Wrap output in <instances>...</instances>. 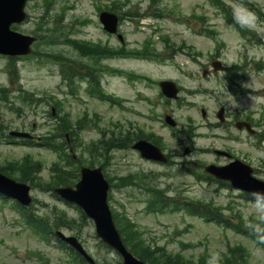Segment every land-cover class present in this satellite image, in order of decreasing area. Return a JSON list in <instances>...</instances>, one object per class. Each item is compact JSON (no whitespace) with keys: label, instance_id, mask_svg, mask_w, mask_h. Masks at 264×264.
Masks as SVG:
<instances>
[{"label":"rangeland","instance_id":"374dc122","mask_svg":"<svg viewBox=\"0 0 264 264\" xmlns=\"http://www.w3.org/2000/svg\"><path fill=\"white\" fill-rule=\"evenodd\" d=\"M98 1L101 4V1ZM104 1L106 0H102ZM130 1L142 10L152 2V0ZM154 1L161 2V0ZM224 1L233 6L234 16L254 24L255 26L250 29L257 33L259 39H264V23L255 12L243 8L235 0ZM50 3L48 9L44 6L43 0H29L27 7L30 13L29 19L14 25L15 30L37 36L33 49L46 52V57L34 56L33 52L28 56H19L16 60V68L9 66L10 57L0 55V88L9 89L12 99L19 96V90L16 89H23L29 93H36V97L43 102L33 107L23 105L19 114L8 110L3 104L0 108V120L4 119L5 123L3 125L11 124L13 128L27 127V130L33 129L36 134L45 137L53 131L58 116H67L75 123L87 113L91 119L97 117V126L106 129L107 139L115 137L118 142L127 138L128 131H138L139 128L145 133L154 131L164 138L165 151L173 155L172 160L176 165H161L146 161L132 149L131 145L128 148H115L110 156L102 155L99 151L92 160L105 162L106 170L111 177L139 174L142 176L138 178L139 182L147 187L165 188L171 196L180 200L195 202L213 200L222 206L230 205L232 209L225 208L224 211L226 216L232 217V220H239L236 215L239 212L242 213L246 224H250L252 218L264 217V205L246 200L240 195L241 192L216 183L207 184L198 181L187 171L178 170L182 161L190 163L188 165L190 168H196L201 163L214 162L215 154L211 153L210 149L216 147L229 150L233 155L232 159L238 157L253 166L255 176L264 180V140L260 139L264 134L261 114L264 111V75L253 71L252 66H249L250 61L241 62L244 43L237 38L233 27L227 24L223 14L208 0H162L161 6L166 7L167 10L159 21V28L163 30L159 36L163 34L171 37L169 52L172 58L161 64L153 60L117 57L103 61V65L147 75L157 81L174 80L184 87L181 100H173L165 105L166 100L162 98L161 103L162 100L158 97L160 91L158 86L150 87L147 81L141 80H133L134 84L131 85L118 74L103 73L101 75L103 89L123 99L128 108L124 105H122L124 108H121L120 105L91 97L85 87L88 84L86 80H77L79 88L75 95H71L69 88L62 84L61 61H57L60 59L56 57L61 55L62 59L66 57L68 58L65 60L73 59L78 71H85L82 67L86 62L89 63L80 51L67 44L66 36L94 43H107L113 47L121 46V42L116 37L108 36L102 30L99 17L96 15L97 5L93 4V0H51ZM109 3L111 4V1ZM250 3L259 6L264 13V0H250ZM120 6V3L117 4V8ZM195 13L202 16L197 19V29L215 30L218 34L217 39L223 43L219 48L221 60L227 65L238 63L245 68L249 66L248 76L243 85L252 87L251 91L261 92L253 95L248 92L233 94L224 86V74L202 76V66L204 68V65L210 64L216 40L205 34L192 32L185 25L174 22V19L179 18V14L183 21H190ZM40 25L43 28H40ZM122 32L127 44L126 49L131 50L141 48L143 39L151 35V30L148 28L134 32L133 22L129 19L122 21ZM152 39L156 42L158 50L162 51L161 39L157 35ZM183 43L192 48L180 49ZM246 56L248 59L262 58L264 47L251 45ZM189 89L198 90L199 93L191 95L187 92ZM206 90L208 92H205ZM146 97H150L153 103L146 100ZM59 100L62 101L60 111L55 104ZM15 101L16 106H19L20 100L16 98ZM189 103H194L196 106L192 107ZM219 103L220 105L224 103L230 115L222 128L211 129L208 124L218 121L215 111ZM200 105L208 112L205 118L201 115ZM53 106L56 107L55 116L52 114ZM163 112L172 114L179 123L178 128H186L190 135L195 132L191 130V125L187 127V124L197 126V136L188 140L183 134L172 131L162 122ZM248 116L258 125L260 124L259 135H252L236 127V117L239 118L238 121H248L246 119ZM34 124L36 127L33 128ZM87 124L80 132L79 138L71 139L69 135L70 143H66V150L70 154L75 153L76 158L81 157L85 161H88L89 156L87 144L97 141L101 136L98 127ZM177 136L182 137V146ZM184 144L194 145L192 154L183 156ZM27 153L43 162V170L39 175L44 180H50L53 175L50 167L59 159L55 152L38 146L6 143L0 135V165L7 163L8 160L21 159ZM229 160L226 157H219V164ZM72 167L76 166L72 165ZM14 174L18 176L17 171ZM30 176L35 177V174ZM36 185L32 190L33 196L37 199L33 210L35 214L45 215L55 208L65 209L70 217L76 219V225L74 228L65 226L59 229L66 234L77 235L98 263H122V257L97 236L92 219L85 217V220L79 223V209L77 211L74 207L67 206L51 196L52 192L46 186ZM149 198V192L141 186L115 187L111 190L110 204L114 210L126 213L134 220L149 242L151 240L158 245H165L172 253L182 252L187 260L196 262L205 250L210 257L213 254H219L221 257V253L227 250L228 243H243L250 253L249 264H264V249L246 236L187 211L152 214L145 211ZM34 251L44 253L45 258L48 259L46 264H77L73 262L70 250L57 244L55 236L52 235L47 241L39 235H34L22 222L13 202H4L0 199V264H38L41 260L33 254Z\"/></svg>","mask_w":264,"mask_h":264},{"label":"water","instance_id":"95a60500","mask_svg":"<svg viewBox=\"0 0 264 264\" xmlns=\"http://www.w3.org/2000/svg\"><path fill=\"white\" fill-rule=\"evenodd\" d=\"M25 0H0V34L8 32L9 26L14 21L22 19V9ZM106 17H104L105 19ZM107 25L110 26L108 23ZM18 37H22L17 34ZM32 41L30 40V43ZM30 43H27V51ZM0 51L12 53V51L0 46ZM143 154L149 158L163 159L160 152L145 142L137 144ZM208 170L221 178L230 179L234 186L247 189L258 196L264 197V182H260L251 176V169L239 161L223 168L210 167ZM17 185V186H16ZM0 186L13 188L7 192L25 200L29 188L16 184L0 175ZM1 188V187H0ZM17 188V189H15ZM3 190V189H1ZM108 184L105 182L100 170L83 169V178L77 185V190L65 188L59 193L69 200L82 203L89 215L97 221L98 232L111 245L121 251L125 257V264H145L134 258L123 246L121 239L112 222V217L107 205ZM73 240V239H71ZM74 241V240H73ZM74 243V242H72ZM75 244V243H74Z\"/></svg>","mask_w":264,"mask_h":264},{"label":"trees","instance_id":"16d2710c","mask_svg":"<svg viewBox=\"0 0 264 264\" xmlns=\"http://www.w3.org/2000/svg\"><path fill=\"white\" fill-rule=\"evenodd\" d=\"M77 47H79V44L76 45ZM83 50V48H80ZM86 49L90 52H96V50L99 49L98 46H93V45H88L86 47ZM35 166L31 163V162H26V164H24L21 168L22 172H23V178L29 179L28 174H31L32 171L34 170ZM57 182L56 183H62V184H69L71 183L70 181L72 179L65 177L63 174L61 177L56 179ZM159 195H157V197L153 200V203H156L157 205H166V201L164 199H159L158 198ZM202 212L206 213L209 212V208H207L206 206L203 207ZM207 214V213H206ZM239 230H241V232H245L243 231L244 228L242 226H238L235 225ZM129 232H126V229H123L124 232H126L127 235V242L130 244L132 251L137 254V256H139L140 258L146 260L149 264H184L185 262H187L184 258L183 255L181 254H171V253H166L165 251H161L158 252L160 259L157 260L156 258L158 257V254L156 253V251L152 250L150 245H146L143 240L141 238H139V235L134 232V228L132 224H128V228ZM123 232V233H124ZM248 233L252 236V237H260L261 234L260 233H254L251 231H248ZM234 254L235 253H239L240 256L242 257V260L246 261V257H247V252L245 249H243L242 247L236 248L235 250L232 251ZM206 259H200L198 264H205ZM237 262H239V260L235 257V255H233V258H229L227 263L228 264H237Z\"/></svg>","mask_w":264,"mask_h":264},{"label":"clouds","instance_id":"9594fccd","mask_svg":"<svg viewBox=\"0 0 264 264\" xmlns=\"http://www.w3.org/2000/svg\"><path fill=\"white\" fill-rule=\"evenodd\" d=\"M235 19H236V21H237L238 23H240L243 27H249V28H251V27H254V26H255V25L252 24V23H249V22H247V21H245V20H242L239 16H235ZM220 260H221V257L219 256V254H213V255L210 257V259H209V261H208V264H219Z\"/></svg>","mask_w":264,"mask_h":264}]
</instances>
